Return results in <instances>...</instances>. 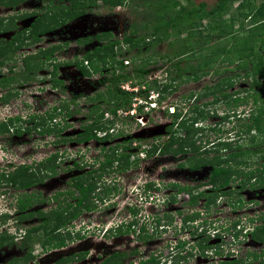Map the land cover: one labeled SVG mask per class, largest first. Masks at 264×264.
<instances>
[{
    "label": "rangeland",
    "instance_id": "rangeland-1",
    "mask_svg": "<svg viewBox=\"0 0 264 264\" xmlns=\"http://www.w3.org/2000/svg\"><path fill=\"white\" fill-rule=\"evenodd\" d=\"M8 2L14 3L15 6L1 5ZM53 2L55 3L47 5L44 0H0V18L17 16L19 19L16 21L15 29L20 31L37 18L40 22H47L43 19V15L47 14L45 8L52 10L69 5V1L53 0ZM218 2L219 0H125L118 7L112 6L109 0H87L85 3L89 7L84 15L69 21L42 38L41 46L58 47L54 53L55 63L64 64L67 60H73L76 55L82 56L84 52L98 45L94 41L78 48L76 40L79 38L110 33L111 40L121 41L124 36L136 39L149 35L152 30H160L159 33H163V23L173 22L166 38L160 43L157 42L153 48L146 49L142 46L140 53H135L124 44L120 55L116 57V60L124 62L123 73L128 77L123 84L127 83L130 88H136L137 91L130 90L132 92L130 103L120 110V115L117 114L114 121L110 120L108 111L105 113L103 120L111 123L108 133L116 134V131L111 133L112 129L122 131L118 136H110L106 141L88 142L84 144L86 148L72 142L54 144L53 135L38 132L51 127L53 124L50 122V115L59 113L53 122L56 121L54 124L60 125L52 127L60 128L63 124H69L71 128L66 130V134L75 135L79 131L80 122L88 119L87 108L92 106L88 98L97 93L98 89L104 90L108 84V80L105 82L103 80V77L106 79L111 77L106 70L103 74H95L88 78L81 75L73 65H60L59 69L53 72L49 64L26 85L14 83L7 88H0V97L8 96L11 90L15 94L7 103L0 102V123L9 117L27 119L35 116L38 125L36 130L28 123L23 125L17 123L9 131L0 133V174L13 170L7 163L37 164L50 153H54L57 146L60 150L66 148L65 154H62L64 159L59 157L56 161L58 164L56 174L47 175L34 188L17 189L6 184L5 180H0V212L6 209L12 211L16 199H24L27 196H34L30 210H39L43 213L56 208L59 201H64L63 205L74 202L70 196L58 195L68 191L75 193L71 178L87 170L85 166L73 168L71 159L80 161L82 156V160L88 163L94 160L93 157L103 161L116 143L129 139L134 142L129 149L131 157L128 168L123 172L114 171L115 163L108 170L110 176L106 177L105 181L97 182L95 194L101 199V201L93 200L97 211L93 213L94 209L83 212L62 232L64 236H69L65 247L44 248L40 241H37L32 244L29 253V256L37 258H32L34 262H31L30 257L25 260L27 250L20 245L24 231L28 227L40 224V218L32 217L25 223L18 224L10 216L2 219L0 217V237L4 238H0V264H54L59 258L82 252H85V255L81 264H99L102 258L115 250L126 254L123 264L138 262L148 257L155 258L157 254L159 263L155 264H161L160 256H166L168 241L177 240H185L188 243L185 248L191 253V257L181 264H229L230 260H237L236 258L238 263L243 261V264H259L260 259L251 260V256H260L262 260L264 235L261 241L256 242L249 236L235 238L234 234H242L241 230H244L248 223L264 224V187L250 185L241 189L239 194L242 197L241 203L230 204L237 198L232 193L223 196L211 191L209 199H212V204L205 206V198H200L198 204L191 206L187 204L185 197L177 194V188L171 185L189 187L193 195L200 190L210 191L211 189L205 186L196 189L200 183L207 184L206 175L209 168L204 167L206 168L204 173L202 170L189 172L180 168L185 162L184 156H165L158 151L168 140L166 128L172 120V115H169L168 109L165 108L168 104L173 105L176 112H181V116H185L183 120H186L183 127L180 125V119L176 121L171 130L173 136L183 137L187 126L190 128L192 125L194 129L202 128L204 135L195 136L196 145L202 142L205 148L209 147L211 150H214L212 144L218 141L231 142L233 145L239 142L244 146L256 133L253 130L248 133L242 131V124L248 121V116L254 113L257 107L251 97L257 89H251L250 75L259 74L264 77V68L258 71L259 67L258 69L254 67L245 75L246 72L236 69L237 63L222 62L223 57H219L210 71L198 81H185L184 79L190 76L187 75L189 72L185 71L182 79L176 80L178 72L173 64L177 59L169 56L174 52H183L186 47L195 52L203 45L204 36L208 34L211 35V43L219 44L218 39L221 35L218 36L217 31L225 34L223 41H227V36L228 38L247 36L256 30L262 33L254 26L264 22V17L258 15L264 0H228L223 11L209 15L207 12H210ZM202 4L205 5L204 9L201 8ZM21 14L35 16L31 15L22 20ZM193 21L199 23L192 26ZM7 36L9 35H0L4 39H8ZM102 39H105L103 44H106V36ZM139 45L142 44L139 42ZM257 45L264 46V42ZM30 49L33 50L34 46ZM201 51H204V48ZM200 55L201 52L195 53L191 59L187 57L190 61L187 64L192 65L196 63L195 60L198 62L197 58ZM162 56L165 58H161ZM10 64L7 62L3 67L0 66V72L7 74L6 70L11 66ZM182 64L181 62V66ZM141 65L145 66L144 74L143 77H137L135 70ZM21 70L20 63H17L16 71ZM263 77H260L261 83H264ZM54 78L61 82L60 86L55 85ZM229 78L233 84L231 87L223 88L224 85H221L220 88V85H216L223 84L222 80ZM153 82H156L158 91L153 88L148 89V86H154ZM177 82L181 83L177 86ZM171 84L177 86V90L168 95L164 93L162 100L160 97L157 98V92L163 88V85ZM218 89L221 90L220 99L214 103L211 91L215 92ZM223 93L231 95L229 107L225 106L226 98L221 97ZM83 94L89 95H85L84 98ZM235 97L246 100L233 105ZM64 104L70 107L68 111L72 114L70 117H65V111L62 109ZM194 105L202 106L200 108L205 115V117L198 116L199 119L195 123L192 119L196 117L197 112L189 111ZM101 107L106 110L105 105ZM54 109L56 112H53ZM155 145L159 146L157 151H154ZM143 150H147L149 156H145ZM260 151L246 159L252 168L264 164V154ZM213 155L214 153H211L209 157ZM97 167L98 165L95 164L94 168ZM241 167L239 169L243 171L249 170L248 167ZM237 179L235 177L234 181ZM174 197L175 203L172 201ZM186 215H188L187 222L182 224L180 219ZM170 220L173 221L171 225ZM80 223L81 225L85 223L83 235L75 232ZM126 223L129 224V228ZM117 224L120 231L113 230ZM142 226L145 227L144 231L139 230ZM46 233L45 230H39L36 236L45 238ZM192 234H195L194 237ZM201 240H204V244L210 246V249L192 248ZM163 264H168V261Z\"/></svg>",
    "mask_w": 264,
    "mask_h": 264
},
{
    "label": "trees",
    "instance_id": "trees-1",
    "mask_svg": "<svg viewBox=\"0 0 264 264\" xmlns=\"http://www.w3.org/2000/svg\"><path fill=\"white\" fill-rule=\"evenodd\" d=\"M62 1H69V6H63V8L55 11V14L50 17H47V15H45L43 19L44 21L48 20V22H34L32 24L33 30H31L30 32L34 43L39 41L37 37L38 34L46 32L49 29H53L58 25L66 24L67 21L84 15L86 9H88L89 7L85 3V1L87 0ZM124 1L125 0H109L112 6L121 5L124 3ZM227 1L228 0H219L218 4L212 10H210V12L207 13L209 15H214V13L223 11ZM204 6L205 5L202 4L201 8L204 9ZM260 8L258 10V15L264 17V4ZM60 18H62V21H60ZM193 22L192 26H195L199 23L195 21ZM163 26V33H159L160 30H152L149 35L142 36L136 39L124 36L121 41L117 39L111 40L112 38L110 36V33H102L78 40V45H82V43L87 44L94 41L98 43V45L94 46L92 50H88L84 53V55L82 56V60L76 61L78 71L85 77H92L95 74H103V71L106 70L111 74L110 79H106L103 77L104 82L108 80V84H106L104 90L100 89L97 93L92 94V96L88 98V101L92 103V106L87 108V113L89 114L88 119L80 122V132L78 134L64 135V132H66L67 129L71 128L69 124H63L62 127L59 126L60 128L52 127L60 125L59 123L54 124L56 123V121L53 122V120L56 119L59 113L57 115H50V122H52L53 124L51 125V127H47L44 130H38V132H40L41 134L44 133L47 135H53L55 137L53 142L54 144H59L60 142L66 144L70 142L77 144L88 143L90 141L102 142L108 140L110 136H118V134H121L122 131L119 129H112L111 133L116 131V134H109L108 131L110 129L109 126H111V123H109V121L103 120L105 113L108 111L111 116L110 120L114 121L117 117V111L121 110L130 103V93L124 91L120 87V83H124V81L128 78L123 73V70L125 69L124 62L122 60H116V57L120 55L122 49L124 48V44L128 46L129 50H134L135 53H140V47L142 46L146 49L153 48L157 42L160 43L166 38L167 31L173 26V22H164ZM254 27L260 29L262 33H259L256 30V32L250 33L247 36H230L229 38L227 36V41H223L222 39L225 34H223L222 31H217L216 33H218V36L221 35L218 39V42H220L219 44H216L214 42L211 43V35L208 34L204 36V46H199L198 50H196L195 52L186 47L184 48L183 52H174L172 53V55L170 54L169 56H173L175 59H177V62L173 64L176 68V72H178V75H176V80L182 79V75L185 74V71L189 72V74L187 75H190L185 79L183 78L185 81H198L200 78L204 77L208 73V71H210L219 57H223V60H221L222 62L227 61L230 64L237 63L236 69L246 72L245 75L248 74V70L250 72L254 67L257 69L259 67L258 71H260L261 68H264V46L260 47L257 45V43H259L260 45V42H264V39H262L264 38V22L256 24ZM104 36H106L107 39L106 44H103L105 39L102 38ZM18 38L19 36H16L13 37L10 42H4L0 44V66L5 65V62H7V60H10L14 53L17 51L19 45L17 44L18 46H15V44L17 43V41H19ZM139 42L142 45H139ZM57 48V46H54L50 49L48 48L43 50L38 55H35V57L25 58L23 61V72H20L15 76L2 74V76H0V88L4 89L14 83L17 85L19 83H25L34 80L37 77L38 71L45 66L46 61L52 60L53 54L58 50ZM203 48L206 53H204V51H201ZM199 52H201V55L197 58L199 61L197 62V60H195L196 63L192 65L187 64L188 62H190L187 60V57L191 59L193 58V55L195 53ZM234 57L236 59H234ZM42 58L43 61L41 60ZM161 58L165 57L162 56ZM84 60L87 61L86 65H84ZM181 62L184 64V67H182L183 64L181 66ZM144 67L145 66L141 65L139 68H136L135 75L137 77H143ZM254 75L255 76L250 75V86L251 89L257 90L254 92V94L251 95V97L253 98V102L255 103V105H257V107L255 108V112L251 113L248 117V121L243 122L242 131L245 130L248 133L250 130H253L256 131V133L253 137L250 138L247 144H244V146L240 145L239 142H235L233 145L231 142L218 141L215 144H212L213 148H211L214 150H204V153H202L200 151V146L196 145V141L194 140V138L198 134L203 136L204 129H194L192 125L190 126V128L187 126V128L185 127V129L187 130L184 133L185 135L183 137L175 138L171 130L176 124V121L180 119V125H182L183 127L184 123H186V120H183L185 116H181L180 112H176L171 116V123L167 126V135H170V137L161 148L162 155L171 154L177 156L179 154L186 155L187 153L192 152L193 156L186 159V164L181 165L182 168L187 167L192 171L201 169L203 166L211 167L210 175L206 182L207 184L200 183L196 187V189H200L201 187H204V185H207L210 187V191L203 190L193 195L191 191L192 189H190L189 187L181 186L178 184L172 185V187L177 188L178 194L186 192L187 194H189L190 197L187 201V204L195 206L196 204H198L200 198H205L204 205L209 206L210 204H212V199H209V193L212 191L211 193L223 194V196L228 195L229 192L226 191L225 188L227 187L229 181L235 179V177L238 178L237 181L241 187L240 189H243L244 187L250 185L253 187H264V164H261L256 168H252L246 160L248 157H251L252 154L255 155L259 153V150H261L260 152H263L264 154V83L260 82V77L263 76H260L259 74ZM222 81L223 84H216L220 85V88H222L221 85H224L223 88L231 87L233 85L230 78L226 80L223 79ZM153 83L154 86H148V89L153 88V90L158 91L159 88L156 86V82ZM180 83L181 82H177L176 85L178 86ZM56 84H58V82H56ZM177 86H172V84L170 86L163 85V88L158 92L160 100L164 98V93L168 95L172 92H175L177 90ZM12 91L13 90H11L10 93L7 92L9 93L7 94L8 96L0 97V102L7 103L10 97L15 96ZM220 92L221 90L219 89L215 90V92L211 91V96H213L212 99L214 103L220 99ZM230 96L231 95L224 93L221 95L222 98H226L225 106L227 105V107L230 106ZM242 100H246V98L235 97L233 100V105L239 104L240 101L243 103ZM210 104H212V102ZM102 105L106 106V110H103V108L101 107ZM200 107L202 106L194 105L189 109L190 112H197L196 117H193L192 119L193 123H195L199 119L198 116L202 117L204 115ZM62 109L65 111L66 118L72 115L68 113V111L70 110L69 105L64 104ZM53 112H56V109H54ZM227 117L228 116L226 115V118ZM35 120V116H30L27 119H22L21 117L17 116L14 118L9 117L4 122L0 123V133L9 131L12 127H15L17 123H21L22 125L24 123H28L29 125H32L31 128L37 130L38 125ZM98 133H103L104 135L100 136L98 135ZM132 143L133 142L130 139L126 141L123 140L120 143L114 145L110 150L111 153L105 156V160L99 161L98 159L97 168H94L95 163L84 162L82 160V156H80V161L71 159L73 168L77 169L79 168V166H85L87 170L82 174L71 178L72 188L77 195L71 191H68L65 194L58 195H65V197L70 196L72 197L74 202L63 205L64 201H59L56 205V208H53L48 213H43L41 211L24 213L29 206H32V198L34 196H27L26 198L19 200L18 210L20 212V218L22 220L30 219L34 215L35 217L40 218V224L26 229V234L24 236L21 247L27 250V258L30 257L29 253L32 244L37 241H40L41 245L44 248L50 246H52L53 248H61L65 246L66 240L69 239V236H64V233L62 232L66 230L67 225L71 221L77 219L83 212H90L96 209L93 200L100 199L98 195L95 194V191L97 190V182L102 180L105 181L106 177L110 176L108 170L112 168L115 163L116 169L114 171L123 172L128 168L130 164L129 159L131 157L129 149ZM252 149L254 150L252 151ZM156 150L157 147H154V151ZM65 151L66 148L60 150L57 146L54 153L49 154L40 163L31 166L21 165L13 169L11 172H7L6 174L1 173L0 180H5L6 184H10L17 189H31L35 185L41 183L42 180L47 177V175L56 174V168L58 165L56 164V161L59 159V157H62V154H65ZM103 151L105 152L104 148ZM143 151L146 152L149 156V152L147 150ZM211 153H214V155L209 157V154ZM62 159L64 158L62 157ZM241 166L248 167L249 170L246 172L239 169L242 168ZM233 176L235 177L233 178ZM252 179L253 182L251 183ZM206 191L208 194H206ZM55 199L57 200V198ZM172 201H175V199H173ZM214 201H216V199ZM187 219L188 215L183 216L180 219V222L182 224H185L187 222ZM172 223L173 221L170 220L169 224L171 225ZM39 230H45L47 232L45 238H38L36 236ZM114 230L120 231L121 229ZM139 230L144 231L145 227L142 226ZM175 235H177V232H175ZM194 235L195 234H192L193 237ZM263 235L264 224L256 226L254 231L251 233V238L252 240L258 242L263 239ZM0 238L4 239L2 237ZM167 245L168 251L170 253L169 257L166 259L169 260L168 264H181L191 257V253L188 252V249L185 248L186 245H188L185 240H177L175 241L174 245L171 241H169V244ZM194 247H200L202 248V250H204V248L210 249V246L204 244V240H201L198 245L193 246L192 248ZM251 257V260L261 258L260 256ZM125 258L126 254L124 252H113L108 257L103 259L100 264H123L122 262ZM157 261L158 260H155L153 258L146 262H142L141 264H155L158 263ZM228 263L237 264L238 259H232ZM238 264H243V261L239 262ZM259 264H264V259L260 260Z\"/></svg>",
    "mask_w": 264,
    "mask_h": 264
},
{
    "label": "flooded vegetation",
    "instance_id": "flooded-vegetation-1",
    "mask_svg": "<svg viewBox=\"0 0 264 264\" xmlns=\"http://www.w3.org/2000/svg\"><path fill=\"white\" fill-rule=\"evenodd\" d=\"M2 1H4V0H2ZM19 1H21V0H19ZM45 1V3H47V5H49V4H51V3H55V2H53V0L52 1H48V0H44ZM58 1H61L62 2V0H58ZM63 2H65V1H63ZM1 5H6V6H10V7H14L15 6V4L14 3H1ZM69 6V5H68ZM63 8V7H62ZM59 9H61V8H59ZM45 10H46V12H47V14H44L43 15V17L45 16V15H47V17H50V16H52V15H54L55 14V11H57L58 9H52V10H50L48 7L47 8H45ZM52 11H53V13H52ZM32 14H30V15H23V14H21V16H20V18L23 20V19H25V18H27V17H29V16H31ZM32 16H35V15H32ZM37 18V17H36ZM78 18V17H77ZM19 18L17 17V16H10L9 18H6V19H1L0 18V35H9V36H7L8 37V39H4L3 37H0V44L1 43H4V42H10V40L13 38V37H16V36H19V38H18V40L19 41H17V43L15 44V46L18 44L19 45V47H18V49H17V51L14 53V55L11 57V59L10 60H7V62H10L11 64V66H8V70H6L7 71V74L8 75H13V76H15V75H17L18 73H20V72H23V70H24V65H23V61H24V59L25 58H27V57H35V55H38L40 52H42L43 50H45V49H50L51 47H54V46H56V45H54V46H48V47H43V46H41V42H42V38L45 36V35H47V34H51L52 32H54L55 30H57L58 28H61L62 26H64L65 24H61V25H58L57 27H55V28H53V29H49V30H47L46 32H43V33H40V34H38V39H39V41L38 42H33V39H32V36H31V30H33V28H32V24L34 23V22H40V20H33L27 27H25L23 30H20V31H16V27H17V24H16V21L18 20ZM40 19V18H39ZM76 19V18H75ZM74 20V19H73ZM4 21H6V22H4ZM60 21H62V18H60ZM69 21H72V20H69ZM69 21H67V23H69ZM47 22H48V20H47ZM66 23V24H67ZM11 27V28H10ZM4 29H7V30H4ZM86 38V37H85ZM82 39H84V38H82ZM78 40H80V38L79 39H77L76 40V45H77V47L79 48H81V47H84V46H86V45H88V44H90V43H87V44H85V43H82V45H78ZM17 45V46H18ZM58 45H60V44H58ZM31 46H34V49L33 50H31L30 48H31ZM88 51V50H87ZM85 53V52H84ZM84 55V54H83ZM82 55V56H83ZM81 55H79V56H75V57H73V60H70V61H66L64 64H58V63H55V58H54V54H53V58H54V60H53V58H52V60H48V61H46V63H45V66L41 69V70H39L38 71V73H40L42 70H44V68H46V67H48L49 66V64H51V66H52V70L51 71H57L58 69H59V67H60V65H73V67H75L76 69H77V65H76V61H80V60H82V57ZM42 61H43V58L41 59ZM7 62H5V65L7 64ZM17 63H20V65H21V68H22V70L21 71H16V67H17ZM84 63H87V61H85L84 60ZM85 65V64H84ZM4 66V65H3ZM3 66H1V67H3ZM13 70H14V72H13ZM78 70V69H77ZM80 73V72H79ZM81 75H82V73H80ZM0 76H2V73L0 72ZM53 77H55V76H53ZM85 77V76H84ZM88 78H90V77H88ZM56 78H54V80L53 81H55V83L56 82H58V84H55V85H58V86H60L61 85V82L60 81H58V80H55ZM28 82H25V83H23V85H26ZM20 84H22V83H20ZM100 89H103V88H100ZM100 89H98V90H100ZM85 95H89V94H83V96L82 95H78V96H82V97H84V98H86L85 97ZM190 109V108H189ZM181 113V112H180ZM171 123V122H170ZM170 123H169V125H170ZM79 129V128H78ZM166 130H167V128H166ZM80 132V130L79 131H77L76 132V134H78ZM75 134V135H76ZM64 135H67L66 134V132L64 133ZM130 135V134H129ZM170 137V135L168 136V138ZM197 139V138H196ZM130 140V139H129ZM199 141V140H198ZM197 141V142H198ZM75 144H77V143H75ZM84 144H86V143H82V144H79V145H82L83 147H85V145ZM117 144V143H116ZM115 144V145H116ZM197 145H199L200 146V151L202 152V153H204V150H209L210 148L208 147V148H205L203 145H202V142H199ZM81 146V147H82ZM155 147H157V150H158V148H159V146H157V145H155ZM86 148V147H85ZM156 150V151H157ZM159 151V154H162L161 153V150H158ZM146 153V152H145ZM50 154H52V153H50ZM98 155H99V153H98ZM169 156H173V157H176V156H174V155H171V154H168ZM145 156H148L147 155V153H146V155ZM166 156V155H165ZM177 156H180V157H182V156H184V164H186V159L188 158V157H191V156H193V153L192 152H190V153H187L186 155H183V154H179V155H177ZM93 161L91 162V163H95V164H97L98 165V158H96V157H93ZM7 164H9V163H7ZM38 164V163H37ZM21 165H26V164H19V165H14V164H10V167L12 168V169H15L16 167H18V166H21ZM28 166H31V165H34V162H32L31 164H27ZM26 165V166H27ZM181 165H183V164H181ZM181 165H180V168H182L181 167ZM204 167H208V166H203L201 169H197V170H190L189 168H187V167H183L184 169H186L187 171H189V172H193V171H198V170H202L203 171V173H204V169H206V168H204ZM209 169L207 170V180H208V177H209V175H210V171H211V167L209 166L208 167ZM207 180H206V182H207ZM235 179H232V180H230L229 181V183H228V185H227V187L225 188V190L226 191H228L229 193H232L235 197H237L236 198V200H234L233 202H231L230 204H233V203H240V200L242 199V197H240L239 196V194H240V191H241V187H240V185H239V183H238V181H234ZM35 187V186H34ZM33 187V188H34ZM252 187V186H251ZM229 195V194H228ZM228 195H224V196H228ZM19 200L20 199H16V201H15V205H14V207H13V209H12V213H11V218H14V220H15V222H17L18 224H19V222H21V223H25L27 220H22L21 218H20V212H19V210H18V204H19ZM204 201V200H203ZM204 204H205V202H204ZM31 207L32 206H29L28 208H27V210L24 212V213H29V212H37V211H39V210H36V211H32V210H30L31 209ZM32 217H35V215L34 216H32ZM31 217V218H32ZM30 218V219H31ZM37 218V217H36ZM28 228H31V227H28ZM28 228H26V229H28ZM26 229H25V231H24V234H23V237H22V240H21V243H20V245L22 246V243H23V240H24V236H25V234H26ZM63 247H65V246H63ZM63 247H61V248H63ZM22 248V247H21ZM57 249H60V248H57ZM116 251V250H115ZM115 251H113V252H115ZM113 252H111V253H113ZM111 253H109V254H107V256H105L104 258H102L101 259V261H103V259H105L106 257H108ZM85 255V252L83 253H77V254H72V255H69V256H67L66 258H59V259H57L56 261H55V263L54 264H81L82 263V261H84L83 259H82V257ZM25 260H28L29 258H27L26 257V254H25ZM32 258H34L33 256H30V259H31V262H34V260H32ZM35 258H37V257H35ZM34 258V259H35ZM262 258H264V256H262ZM236 259H238V258H236ZM100 261V262H101ZM146 261H148V260H146ZM141 260H139L138 261V263L137 264H141ZM38 263V262H37ZM31 264V263H30ZM100 264V263H99Z\"/></svg>",
    "mask_w": 264,
    "mask_h": 264
},
{
    "label": "clouds",
    "instance_id": "clouds-1",
    "mask_svg": "<svg viewBox=\"0 0 264 264\" xmlns=\"http://www.w3.org/2000/svg\"><path fill=\"white\" fill-rule=\"evenodd\" d=\"M120 6V5H119ZM118 6V7H119ZM85 65H86V63H84ZM125 84H127V83H125ZM122 85H124L123 83L121 84V86ZM120 86V87H121ZM122 89V88H121ZM124 91H126V92H129V93H132L131 91H127V90H124ZM159 94H158V92H157V98H159V96H158ZM169 105V104H168ZM166 105L165 106V108L166 109H168V111H169V107L170 106H173V105ZM174 107V106H173ZM176 109H175V107H174V112L173 113H170V111H169V115H173V114H175L176 113V111H175ZM249 117V116H248ZM98 135H100L99 133H98ZM104 135V134H103ZM91 142V141H90ZM132 142H133V140H132ZM134 143V142H133ZM132 143V145H134ZM131 145V146H132ZM7 165H9L8 167H10V163L9 164H7ZM148 186V184H146V186L145 187H147ZM172 186V185H171ZM207 189H210V187L209 186H207V185H204ZM201 189V188H200ZM201 191H203V190H201ZM178 194V193H177ZM98 200V199H97ZM99 201V200H98ZM97 211V209H95V211H93V213L94 212H96ZM11 210L10 209H6V210H4V211H2V212H0V217H1V219L2 218H4V217H8V216H10L11 217ZM120 225H122V223H119ZM125 225H127V228H128V226H129V224L128 223H126ZM68 226V225H67ZM256 226H260V225H257V224H255L254 222H251V223H248V225H247V227H245V229L244 230H241V232H243L242 234H240V235H235L234 234V236H235V238H239V237H241V238H246L247 236H249V238L250 239H252L251 238V233L254 231V229L256 228ZM98 227V226H97ZM232 227V226H231ZM68 228V227H67ZM115 229H117L118 230V224H117V227L115 228ZM231 229V228H230ZM82 230H85V223H83L82 225H81V227L79 228V229H77V231H75L76 233H80L81 234V231ZM114 230V229H113ZM88 231V230H87ZM240 232V233H241ZM150 259H153L152 257H148L147 259H144V260H141L142 262H146V260H150ZM155 259V258H154ZM264 258H262V260H263ZM156 260V259H155ZM260 260H261V258H260ZM141 262V263H142ZM244 263V262H243ZM130 264H132V262H130Z\"/></svg>",
    "mask_w": 264,
    "mask_h": 264
},
{
    "label": "built area",
    "instance_id": "built-area-1",
    "mask_svg": "<svg viewBox=\"0 0 264 264\" xmlns=\"http://www.w3.org/2000/svg\"><path fill=\"white\" fill-rule=\"evenodd\" d=\"M128 62H125V64H127ZM121 88L123 89V90H127V91H137V89L136 88H133V87H129V85H122L121 86ZM169 111H170V113H173L174 112V107L173 106H170L169 107ZM120 110H118L117 111V114L118 115H120ZM100 134V136H102L103 135V133H99ZM201 191V190H200ZM199 191V192H200ZM178 195H180L181 197L183 196V197H185L187 200H186V202L188 201V199H189V194H187V193H180V194H178ZM174 199H175V197H174ZM97 201V200H96ZM174 203H175V201H173ZM83 224V223H82ZM81 227V223H80V226H78V228L77 229H79ZM83 233H84V230H82L81 231V234L83 235ZM172 243H173V245L175 244V242L174 241H171ZM168 243H169V241H168ZM169 251H167V253L165 254L166 256H160V258H161V261H162V263H164L165 261H168V263H169V260H166L167 259V257H168V255H169V253H168ZM155 259L156 260H158L159 258H158V254L155 256ZM159 261V260H158ZM138 262L137 261H133L132 262V264H137ZM159 263V262H158Z\"/></svg>",
    "mask_w": 264,
    "mask_h": 264
}]
</instances>
